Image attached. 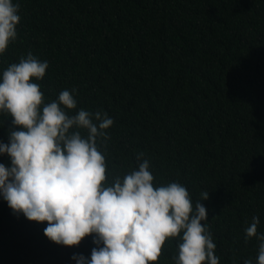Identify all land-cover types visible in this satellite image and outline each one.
Listing matches in <instances>:
<instances>
[{
	"label": "trees",
	"instance_id": "obj_1",
	"mask_svg": "<svg viewBox=\"0 0 264 264\" xmlns=\"http://www.w3.org/2000/svg\"><path fill=\"white\" fill-rule=\"evenodd\" d=\"M16 2V0H13ZM16 39L0 72L29 52L48 62L45 102L75 89L77 108L104 111L113 124L98 140L106 183L149 161L159 186L178 182L195 203L218 264L255 259L245 240L252 217L264 232V0H19ZM18 130L0 113V143ZM86 133L82 132V135ZM0 163L9 165L6 155ZM45 223L13 214L0 199V264H75L92 237L66 248L43 236ZM177 238L157 261L172 264Z\"/></svg>",
	"mask_w": 264,
	"mask_h": 264
},
{
	"label": "clouds",
	"instance_id": "obj_2",
	"mask_svg": "<svg viewBox=\"0 0 264 264\" xmlns=\"http://www.w3.org/2000/svg\"><path fill=\"white\" fill-rule=\"evenodd\" d=\"M19 0H0V55L17 36ZM48 62L29 52L0 72V113L18 130L0 143V199L13 214L45 223L43 236L66 248L91 236L88 258L74 254L75 264H150L166 240L177 238L172 264H218L215 243L204 223L209 197L204 190L193 203L178 182L155 186L149 161L137 153L138 166L106 183L104 153L98 148L113 124L108 114L77 108L75 89L61 90L45 102L40 85ZM82 132L86 133L82 135ZM252 217L245 240L255 236V264H264V232ZM243 264H254L245 259Z\"/></svg>",
	"mask_w": 264,
	"mask_h": 264
}]
</instances>
